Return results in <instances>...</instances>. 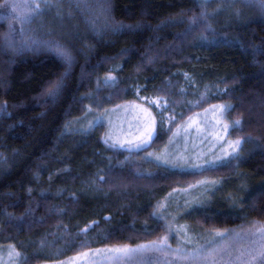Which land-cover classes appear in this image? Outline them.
Masks as SVG:
<instances>
[{
	"label": "trees",
	"instance_id": "16d2710c",
	"mask_svg": "<svg viewBox=\"0 0 264 264\" xmlns=\"http://www.w3.org/2000/svg\"><path fill=\"white\" fill-rule=\"evenodd\" d=\"M4 4L0 249H12V261L151 241L168 232L165 211L204 230L264 225V0ZM186 74L197 97L211 89L206 99L169 127L158 123L140 150L109 141L106 118L133 98V86L176 99ZM220 106L226 126L215 120L212 135L228 138L226 155L191 170L144 159L185 119ZM204 178L222 179L221 189L184 204L180 192L206 186Z\"/></svg>",
	"mask_w": 264,
	"mask_h": 264
},
{
	"label": "rangeland",
	"instance_id": "374dc122",
	"mask_svg": "<svg viewBox=\"0 0 264 264\" xmlns=\"http://www.w3.org/2000/svg\"><path fill=\"white\" fill-rule=\"evenodd\" d=\"M16 5L18 0H5L3 6L4 9L11 10ZM5 42L10 46L7 40ZM185 76L186 83L180 87L176 99L147 94L143 92V86H133V98L106 118L109 141L129 149L140 150L151 142L157 132L158 123L169 127L182 114L184 106H194L201 103V99H206L211 89L197 97L198 85L194 83L191 75ZM213 91L220 92L218 88ZM186 95L197 98L182 102ZM223 111L222 106L208 107L195 113L192 118L185 119L176 127L164 146L146 152L143 154L144 159L164 164L171 162L169 164L173 169H201L212 164L214 156L221 149L225 148L226 155L228 146V138L222 133L212 135L215 120V124L220 123L221 128L226 126ZM233 142V145L237 144ZM233 150L237 151L234 146ZM172 164L178 166L174 167ZM174 181L178 182L179 179ZM201 182H205L206 186L199 184L193 186V191L180 192V200L184 204L190 196L191 199L198 196L199 201L211 199L212 193L220 190L223 184L220 178H204ZM164 203L166 206L169 204L167 197ZM165 212L168 232L151 241L137 245L114 243L65 258L56 257L42 264H264V232L259 231L264 225L258 221L227 229L204 230L192 226L188 219L178 214ZM217 232L223 235L218 236ZM150 244L157 247H141ZM124 247L140 248V251L128 254L113 251ZM177 249L179 251H173ZM12 251L0 249V264H17L9 258Z\"/></svg>",
	"mask_w": 264,
	"mask_h": 264
},
{
	"label": "snow or ice",
	"instance_id": "6c2138e0",
	"mask_svg": "<svg viewBox=\"0 0 264 264\" xmlns=\"http://www.w3.org/2000/svg\"><path fill=\"white\" fill-rule=\"evenodd\" d=\"M41 3H43L45 6L48 5V0H40ZM33 11L35 13H39L40 11V6L39 4L36 5L35 9H33ZM27 18V17H25ZM227 107V106H225ZM234 124H239V121H235ZM151 136V133L149 134ZM146 143V142H145ZM237 144L239 143V141L236 142ZM167 163H171V162H167ZM172 166H178L176 164H172ZM103 179V178H101ZM259 231L261 232H264V227L260 228ZM216 235L220 236V235H223V233H219L217 232ZM164 241L162 240L161 241V245H163ZM142 248H149V247H157V245L155 244H150V245H145V246H141ZM113 251L115 252H118V253H122V254H128V253H131V252H136V251H140V248H137V249H131V248H127V247H124V248H117V249H114ZM173 251H179L178 249L177 250H173Z\"/></svg>",
	"mask_w": 264,
	"mask_h": 264
}]
</instances>
